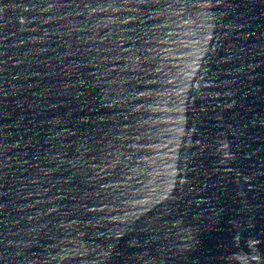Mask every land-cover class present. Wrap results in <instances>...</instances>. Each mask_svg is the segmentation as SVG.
<instances>
[{
    "label": "water",
    "instance_id": "obj_1",
    "mask_svg": "<svg viewBox=\"0 0 264 264\" xmlns=\"http://www.w3.org/2000/svg\"><path fill=\"white\" fill-rule=\"evenodd\" d=\"M0 264H264V0H0Z\"/></svg>",
    "mask_w": 264,
    "mask_h": 264
}]
</instances>
